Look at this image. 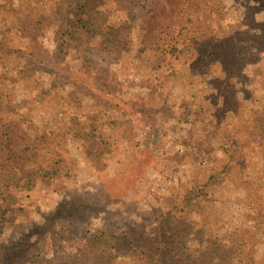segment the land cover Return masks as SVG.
<instances>
[{"label":"rangeland","instance_id":"374dc122","mask_svg":"<svg viewBox=\"0 0 264 264\" xmlns=\"http://www.w3.org/2000/svg\"><path fill=\"white\" fill-rule=\"evenodd\" d=\"M86 1L0 0V133L12 125L35 155L0 171V264H134L118 239L164 231L182 234L164 264H264V0L191 2L173 44L143 54L154 0L93 1L103 34L132 28L123 54L95 33L72 40ZM28 17L42 19L40 55ZM39 170L59 175L28 191Z\"/></svg>","mask_w":264,"mask_h":264},{"label":"trees","instance_id":"16d2710c","mask_svg":"<svg viewBox=\"0 0 264 264\" xmlns=\"http://www.w3.org/2000/svg\"><path fill=\"white\" fill-rule=\"evenodd\" d=\"M94 0H87L84 7L81 9L83 12H80V16L78 15V20L76 23L77 30L75 35L79 36L80 38L72 37V40L76 42H83V40L87 39L92 34H96V36H102L104 41H102L101 46L104 44H108L107 48L112 49V51L123 54L129 53L132 51L133 48V41H132V28L129 26L128 23L120 24L119 26H112L108 29L109 33L103 34V26H98L96 28V24L93 23V19L91 18L90 13H92L91 6ZM122 1V0H119ZM154 7L152 9L151 16L148 19H145L144 22L147 24L146 28L142 31L141 35V48L140 53H146L150 50L161 51L162 46H171L173 34L171 33V28L169 27V23L174 19L176 15L181 14L182 9L184 6L198 3L199 0H154ZM94 6V5H93ZM198 6V4H197ZM79 12V11H78ZM130 18V16H129ZM42 24V19L39 18L38 20H34L33 17H28L23 24V31L26 35V39H28V50L32 52L31 54L38 52L40 53L44 50L42 43L40 41V32L41 29L39 26ZM129 26V27H128ZM86 36V37H85ZM91 38V37H90ZM162 56L166 54L162 51ZM81 72L87 73L90 76H93L97 82L103 87L104 91L111 94L112 91V84L110 81L109 75L101 69H96L90 63H85L82 67ZM21 136L18 135L16 132L13 131L12 125L8 127V129H4L2 133H0V144L6 146L7 156L9 158L6 159L5 162L0 164V171H4L5 169L20 168L24 171V167L26 162L29 161L30 156L35 157L33 154L34 151L24 147L22 145ZM2 148V147H1ZM4 151V149L1 150ZM1 157V155H0ZM26 179L24 182V187L28 191H33L36 187V178L48 177L51 176H58L59 172L55 171L52 173H48L47 171L39 170V172H30L26 173ZM22 182V181H21ZM18 188H22L20 184H17ZM23 191H21V194ZM11 197V196H9ZM13 198V197H12ZM191 198H187V203L190 204ZM6 202L12 205L16 204L18 200L14 197L11 201ZM15 200V201H13ZM164 238L163 243H157L155 240L152 239V235L148 237L144 236V240L140 242V245H136L135 242H126L123 239H118L121 242V245L115 244L116 252H123V256L125 255L126 258L133 261L134 264H164L165 261L156 259V256L161 252V250L170 251L175 248V240L178 237H182L181 233H174L171 234V237H168V231H164L162 234ZM123 240V241H122ZM97 241V240H96ZM125 248V249H123ZM166 255V254H165ZM101 257L106 259L103 264H115V262L108 256L104 255L101 252Z\"/></svg>","mask_w":264,"mask_h":264}]
</instances>
